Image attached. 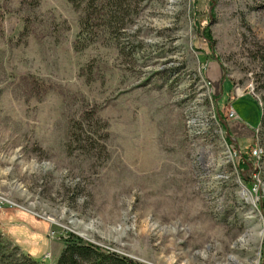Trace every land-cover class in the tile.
<instances>
[{
  "label": "rangeland",
  "instance_id": "1",
  "mask_svg": "<svg viewBox=\"0 0 264 264\" xmlns=\"http://www.w3.org/2000/svg\"><path fill=\"white\" fill-rule=\"evenodd\" d=\"M129 5L85 39L67 0H0V210L138 264H264V0Z\"/></svg>",
  "mask_w": 264,
  "mask_h": 264
},
{
  "label": "trees",
  "instance_id": "2",
  "mask_svg": "<svg viewBox=\"0 0 264 264\" xmlns=\"http://www.w3.org/2000/svg\"><path fill=\"white\" fill-rule=\"evenodd\" d=\"M132 0H67L69 4L81 13L80 16V30L78 38L87 39L91 35L95 36L96 29L100 27H106L112 31H120L123 28V22L121 18L127 15L129 11V3ZM128 9V10H127ZM206 33L207 29H206ZM219 97H215V101ZM216 110L223 119V115L220 113L216 102ZM263 123V114L261 124ZM225 129V133L229 142V135L226 131V123L222 127ZM230 143V142H229ZM238 167L241 170H247L246 156L241 153ZM262 203V201H261ZM260 207L262 208V204ZM2 235L0 234V238ZM1 248V247H0ZM10 256H5L0 250V264H41L29 255H23V260H10ZM54 264H138L130 259L118 255L109 250H104L91 243H81L78 238L73 241H66L62 251L60 252L56 262Z\"/></svg>",
  "mask_w": 264,
  "mask_h": 264
},
{
  "label": "crops",
  "instance_id": "3",
  "mask_svg": "<svg viewBox=\"0 0 264 264\" xmlns=\"http://www.w3.org/2000/svg\"><path fill=\"white\" fill-rule=\"evenodd\" d=\"M0 234L6 235V238L8 236L25 255L31 256L41 264H45L44 261L47 259H51V264H54L64 247L63 244H57L47 237V227L44 223L17 208L0 210ZM26 242L30 243H27L29 246H26ZM38 248L41 251L40 256H37ZM49 254L50 258L46 257Z\"/></svg>",
  "mask_w": 264,
  "mask_h": 264
},
{
  "label": "built area",
  "instance_id": "4",
  "mask_svg": "<svg viewBox=\"0 0 264 264\" xmlns=\"http://www.w3.org/2000/svg\"><path fill=\"white\" fill-rule=\"evenodd\" d=\"M234 92H238V89L234 90ZM241 96V93L239 95H236V97ZM228 117L230 120H237L238 116L236 115V113L231 109V111H228L227 113ZM223 120V119H222ZM226 122H224L223 120V124H225ZM263 151L260 147L256 146L253 150H252V155L255 158H260V156L262 155Z\"/></svg>",
  "mask_w": 264,
  "mask_h": 264
},
{
  "label": "water",
  "instance_id": "5",
  "mask_svg": "<svg viewBox=\"0 0 264 264\" xmlns=\"http://www.w3.org/2000/svg\"><path fill=\"white\" fill-rule=\"evenodd\" d=\"M217 116H218V119L223 122V120H222V118H221V116L219 115L218 112H217Z\"/></svg>",
  "mask_w": 264,
  "mask_h": 264
}]
</instances>
